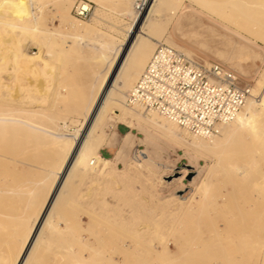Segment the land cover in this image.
I'll list each match as a JSON object with an SVG mask.
<instances>
[{
  "label": "rangeland",
  "instance_id": "1",
  "mask_svg": "<svg viewBox=\"0 0 264 264\" xmlns=\"http://www.w3.org/2000/svg\"><path fill=\"white\" fill-rule=\"evenodd\" d=\"M55 1L41 2L50 45L38 46L19 30L14 34L30 52L47 53L52 49L58 55L61 75L64 69L63 75L56 78L57 82L53 78L49 82L46 75L33 79L32 75H20L14 87L45 79L42 82L47 80L45 83L52 88L48 94V89L43 92L44 102L36 91L29 96L23 91L18 104L12 103L11 111L0 108V116L8 113L18 120L0 123V259H6L8 264H12L25 242L30 217L33 220L40 214L48 195L49 186L45 184L51 183L65 156L64 150L35 128L66 136L80 134L82 114L90 97H82L83 86L86 81L94 83V68L98 67L93 63L99 54L92 48L98 42L96 38L73 40L62 22L74 16V6L81 0H67L62 13L57 11ZM87 1L92 3L93 16L89 21L80 19L81 23L113 37L117 43H130L140 24L138 17L129 14L134 13L136 2L141 7L150 3ZM223 1L164 0L162 10L158 8L157 14L147 16L146 26L136 38V44L144 40L152 50L143 68L136 72L133 85L158 43H165L198 63L219 64L235 72L241 85L251 89L250 100H260L264 93V11L249 5L255 13L250 12L249 20V7L243 13V9L236 10L237 6L233 9L241 0H225L224 6ZM237 12L245 15L244 23ZM107 36L100 40H108ZM98 68L96 72L101 77L98 71L106 67ZM129 70L125 77L134 75ZM123 80L118 78V83ZM50 91H57L59 97L56 99ZM36 99L42 103H36ZM75 104L77 107H73ZM124 108L130 109L126 100L109 111L99 128V136L105 140L101 148L115 146L116 159L106 167L101 165L107 169L104 176L89 170L66 184L63 202H56L50 215L54 228L46 230V235L42 233L29 264H264V119L256 129L240 133L216 157L194 148L191 134L177 138L154 123H145L142 117L151 118L152 111L146 116L140 112L128 115ZM136 152L144 153L138 156L140 167L134 162ZM46 180L49 182L43 187L38 185Z\"/></svg>",
  "mask_w": 264,
  "mask_h": 264
},
{
  "label": "bare ground",
  "instance_id": "2",
  "mask_svg": "<svg viewBox=\"0 0 264 264\" xmlns=\"http://www.w3.org/2000/svg\"><path fill=\"white\" fill-rule=\"evenodd\" d=\"M42 1L43 0H0V108L2 110H6V112L12 110L11 106L15 104L14 102L18 101L19 95L21 92L23 91L25 93L29 92L28 94L29 96L31 91L32 92L36 91L34 93H39V95L41 94V98L44 102L45 99H43V94L45 96V93L43 92L48 89L46 91V94H48L49 89L52 88V87L49 88L47 83H45V82H48L47 80L45 82H42L45 79H41L42 81H36L34 83H32L33 81L29 83L28 81L30 80H28L27 82L29 84H22L21 82V85H20L18 83L19 86H15L16 89H14L15 88L13 86L15 85L14 82L16 81L19 82V80L17 79L19 78L20 75L22 74L32 75L31 79H33V76L34 77L39 76L43 78L44 76H41V75H46L45 77L47 78L49 77V82L51 81L50 78L51 79L53 78L55 80L58 77L61 78V76L63 75L64 69H62V75H61L60 73L61 69L57 67L59 65V63L57 65L58 55L55 56L56 53L54 54L52 49L49 50L47 53L41 50L40 52H37V53L30 52L29 49L24 48L25 46L23 47V45L21 44L20 38H18V36L14 34L17 30H19L22 36H28L32 40V42H34L36 45L38 46L47 45L48 46L50 41L48 40V37L46 36L48 31L46 28H44V17L42 14L44 8L41 7ZM66 1L67 0L55 1V4L57 3L58 12L62 13L65 11V7L67 6V5L65 6ZM163 1L164 0H150L149 5L143 6V7L138 5L136 2L134 13L130 12L129 14L132 17H135V16L138 17V20H140V24L136 27L134 34H132V40L130 41V43H126V42L117 43V41L113 37L107 36L106 34H101V32L95 31L91 29L90 27L83 25L80 19L76 18L73 15L70 16V12L66 11V12H69L68 13L69 15L67 13L65 14H67V16H70V17H67L66 21L62 20V22H65L66 30H70L69 33H70L71 38H73V40H76V41H81L84 37H88L89 39L90 36H94L96 40L99 42V44L96 45L98 42H95L96 44L92 48H94L95 51H98L99 54L98 52L96 53L98 54V57L96 59L95 57H93L95 60H97L96 62L93 61V63L97 64L98 67L99 66L106 67V69L104 70V68H102L104 71L103 70L101 72L98 71L99 75L101 74V77H99L98 73L96 72V70L99 68L96 67L97 65H95L96 70L94 68V72H95L94 83L87 84L89 81H86L87 83L85 86H83L84 84L83 85L81 84L84 87L83 91L81 90L82 86L79 85L81 86V89H79V92L80 90L82 91V94H81L83 95L82 97L86 99L88 98V96H90L88 104L85 107L84 112L82 114L84 119H83V125H82V130L80 131L81 132L80 134L66 136V135H60L54 131H49L45 128L44 129L40 127L35 128V130L38 132H44L46 136H48L51 139V141L60 150H64L65 156H64L63 161L60 162L61 163L60 166L58 165L59 167L53 173L54 174L53 178L52 180L50 179L51 183H49V185L45 184L49 182V181L47 182V180L44 183L40 181L38 183V185L40 184L42 185V187L44 184L45 186L46 185L49 186L48 195H47L45 203L43 204L41 208L40 214L37 216H34L33 220H32V216L30 217L32 222L30 224L28 234L25 237V242L21 250L18 252V254L17 255L15 254L16 256H14L12 264H29L30 263L31 255L33 254L32 252H34V250L36 249V246L38 245V240L42 236V233L48 232L46 230L48 229L52 230L54 228V221H53L54 219L52 217L50 218V215L54 213L53 211L54 206H55L54 204L56 202H63V198H62V193L64 191L63 189L66 186V184L74 176H77L80 173H85L89 170L92 173L96 174L97 176L105 175V172H106L105 170L107 169L101 168V165H105L106 167L110 164L111 160L103 159L99 153L101 147L105 143V140L99 136V128L101 124L103 123L105 117L107 116V114L113 107L122 106L124 100L127 101L128 94L132 90L133 88L132 86H134L133 83L136 80V72L138 73L140 68H143V65H145L146 61L149 59V54H150V51L152 50V45L147 44V42H145L144 40L139 41L137 44L135 41H136L138 34L139 35L140 33L142 34V31L144 30L146 26L145 21H146V18H148L147 16L155 14L158 11V8L162 10L160 6L162 5ZM223 2H222L223 3L222 5L224 6L225 0ZM229 2H228V5L230 6L231 4L232 6L235 5L233 9L238 7V9L236 10L237 11L239 10V12L241 9H243L241 13L246 12L249 8L251 9V6L249 7V5H252V8H254L255 10L256 8L257 9L259 8L260 11L261 10L264 11V0H247V1L241 0V1L236 2V4L234 5L232 2L229 4ZM138 9L140 10V13H138ZM250 9L246 13L247 19L251 18L250 16L252 13V9L251 10ZM241 13H238L239 15L238 18L242 19L241 22L243 20L246 21L245 15H242ZM59 15L60 14H58V16ZM61 32H65V31H61ZM52 35L54 34L51 32V36ZM7 36L9 37V39H7L8 38ZM106 36L108 37V40H102V39L100 40V37H106ZM50 40L53 41L54 38L52 39L50 38ZM51 44L52 46L55 45V43L53 42H51ZM72 44H74V42H72ZM84 46L80 48L82 49ZM85 54L86 53L84 52L83 56ZM92 55L93 53L91 54V56ZM89 66L91 67L92 65L89 64ZM90 69H92V72H93V68H90ZM128 69L133 71L134 75L125 77L124 74ZM3 74H7L6 78L5 76L3 77ZM86 78L88 80L89 76L88 77L86 76ZM118 78L120 79L122 78V80L123 79L124 80L121 81V83L120 82L118 83ZM27 79H29V77ZM79 79H82V78L80 77ZM78 81H77V84L81 82V81L79 82ZM55 82H57V79L55 80ZM90 82H92V80ZM10 85H12L14 88L12 87V89H10L11 87ZM53 85L55 87L57 86L56 84H53ZM17 87H18V90H17ZM50 92L51 94H54V96H56V99L59 97L58 93H56L57 91H55V93L54 92L52 93V91ZM79 96H80V93L77 97L78 99L80 98ZM27 98H30V97H27ZM27 98L26 100H28ZM34 99L35 98H33V100ZM52 99H53V96H52ZM35 101L36 103H38L37 99ZM18 102L16 104H18ZM29 102L31 104L34 103V101L31 102V98ZM55 102L56 100H54L53 104ZM75 105L73 107H77V105L76 106ZM83 105L85 104L83 103ZM126 105L129 106L127 102H126ZM15 106H20V105H15ZM21 106H23V104ZM129 108L130 109L124 108L125 112H127L128 115H131L132 113H136V112H140V114H142L143 116L150 114L149 113L150 111L146 112L147 113L146 114L144 113V111H142L143 109H141L138 106H129ZM79 109L80 107L78 108V110ZM151 113H153L151 118H150V115H149V118L142 117L144 118L143 121L145 123L146 122L154 123L156 124L158 128L162 129L164 132L169 133L177 138H183L184 136L187 137V135L190 134L187 131H184L174 122L164 118L159 113L154 112V111H152ZM261 119H264V93L261 96L260 100L258 101L249 99L243 111L238 115V117L233 122L222 126L220 133L218 135L213 136V137H208V138L193 136V140H194L193 147L201 152H205L211 156L218 157V153L219 152L221 153V150H226V148H229V146H231V144L238 138L240 133L246 131L249 128L256 129ZM17 122L18 120L14 119V117H11L8 113H5L0 116V123L11 124V123H17ZM65 126H66V123H65ZM140 154L142 155L144 153L136 152L135 157H134V160H135L134 162L136 166H139V167L141 166V161L138 158ZM218 161L220 162L221 159L219 158ZM216 166L212 168L213 171H214V168H216ZM213 171L211 173H214ZM180 175H181L180 178L184 176L183 173ZM207 183L209 184L208 180H207ZM203 184L201 185V188L203 187ZM209 186L207 188H210ZM180 197L182 200H184L183 202H186L185 201L186 198H183L182 196ZM30 218L28 217L29 220ZM113 261L114 260H112V262ZM0 262H1L0 264H8L6 259L3 261L1 260Z\"/></svg>",
  "mask_w": 264,
  "mask_h": 264
},
{
  "label": "built area",
  "instance_id": "3",
  "mask_svg": "<svg viewBox=\"0 0 264 264\" xmlns=\"http://www.w3.org/2000/svg\"><path fill=\"white\" fill-rule=\"evenodd\" d=\"M73 13L91 20L92 3L76 2ZM251 96V89L241 85L235 72L219 64L198 63L158 43L126 102L159 113L193 136L208 138L233 122Z\"/></svg>",
  "mask_w": 264,
  "mask_h": 264
},
{
  "label": "crops",
  "instance_id": "4",
  "mask_svg": "<svg viewBox=\"0 0 264 264\" xmlns=\"http://www.w3.org/2000/svg\"><path fill=\"white\" fill-rule=\"evenodd\" d=\"M101 157L106 160L116 159V149L115 146H105L99 151Z\"/></svg>",
  "mask_w": 264,
  "mask_h": 264
}]
</instances>
